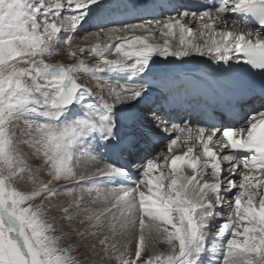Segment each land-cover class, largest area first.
<instances>
[{
    "label": "snow or ice",
    "instance_id": "snow-or-ice-1",
    "mask_svg": "<svg viewBox=\"0 0 264 264\" xmlns=\"http://www.w3.org/2000/svg\"><path fill=\"white\" fill-rule=\"evenodd\" d=\"M104 10L105 0H0V264H82L74 252L95 251L97 243L105 254L116 252L117 242L110 244L102 230L113 238L136 232L134 256L125 244L117 264H264V0L178 4L174 14L118 26L103 22ZM96 19L91 46L73 48V35L61 38ZM61 42L77 57L74 64L44 59ZM78 54L95 57L94 65ZM197 56L241 74L235 88L258 95L259 108L234 115L243 126L193 129L170 122L150 103L154 91L166 96L176 86L177 77L158 65ZM80 72L103 79L98 87L108 98L93 97L77 82ZM105 74H115L117 83ZM165 141L167 152L148 158ZM178 141L186 150L173 155ZM20 144L40 161L36 168ZM93 144L117 160L78 174L77 161ZM129 165H137V178ZM101 180L114 186L102 188ZM83 184L92 186L77 191ZM61 192L72 196L69 205L53 203ZM57 210L65 221L59 234L55 217L48 218ZM72 237L74 244L62 245ZM155 242L168 251L145 258Z\"/></svg>",
    "mask_w": 264,
    "mask_h": 264
},
{
    "label": "bare ground",
    "instance_id": "bare-ground-1",
    "mask_svg": "<svg viewBox=\"0 0 264 264\" xmlns=\"http://www.w3.org/2000/svg\"><path fill=\"white\" fill-rule=\"evenodd\" d=\"M105 2H106V0H105ZM165 4L166 5L186 4V5L191 6L192 8H196L202 4L211 5L210 3L207 2V0H202V1L201 0H168V2H165ZM163 5H164V3H163ZM169 9L170 8H164L162 6L161 0H124V1L115 0L112 2L105 3V10L100 14V16L103 17V22L107 23L108 26H118L119 22H125L126 21L129 23H135L137 20L151 19V18H153V16H155L157 19H160V18H162V14L163 15H166L169 13L174 14L173 9L171 11H169ZM181 10H183V9H181ZM89 22H90V24H87V23L84 24L77 31L84 30L87 32L89 30H94V29L99 30L98 27L94 26L95 24L101 22L99 19L90 20ZM192 26H193V28L198 27L195 24H193ZM84 27H86V28H84ZM109 58L111 59L114 57H109ZM195 58L196 57H192L189 59L194 60V62L198 66L197 69L193 70L192 72H187V73H181V72L177 73V72L171 71L172 74L175 77H177L176 86L168 89L166 91V96H161L159 91H154L151 94L150 103L158 111H160L162 114H164V111H166L167 113H170V116L167 115L168 120L169 121L171 120L170 122H175V123L180 124L182 126V124L180 123V121L183 119V118L181 119L182 113H180L178 121L174 120L176 118V116L178 115V111H176V108L173 107L174 105L171 106L168 104L167 97L172 96V95L174 97L176 94H178L182 91H189V92H192L191 95L194 97L193 100L195 101V104H196V105H193V107L191 106V108L192 109H198L197 107H202L203 105H205V106H208V111L211 113V114L210 113H201L199 115L198 119L194 120L190 124L193 129H196L198 127H207L210 125V121H214L216 118H217L216 122H217V124H219L218 127H220L221 125H225V126L235 125L236 127L243 126L240 124H236V121L234 118L230 121H228L226 119H221L222 116H220L218 113H216L214 111V108H215L214 105L217 104V102H219V105L224 107V109H226V110L229 109L231 106H234L236 109L240 110L239 113L250 114V112L253 108H259V106H260V100L257 97L258 95L254 94L252 92L242 94L240 91H238L235 88V83H236L238 76H236L232 72H224V71L220 70V69L226 68L227 66L213 64L207 58L198 57L200 59H196V60H195ZM158 67H162V66L158 65ZM121 75H123V74H121ZM112 77L117 78L115 74H113L110 78H112ZM151 79H152L153 86L158 88L159 80L156 78H151ZM136 82H139V81H136ZM183 95H185V93L181 94V96H183ZM214 101H217L214 105H211V106L208 105V103L213 104ZM199 102H201L200 105H202V106H198ZM189 104L190 103H183V102L179 103L180 106H186ZM237 104H239V105H237ZM245 105L251 106L250 110H248L247 112L243 111L244 108H246ZM138 107L143 108L144 105H140ZM123 114H124L123 117L131 115V113H123ZM197 147H199V146H197ZM166 148H167V142L165 141L162 144L154 145L155 150L153 152H155V155H157L158 151L160 152L161 150H164ZM181 149H184V151H185L186 147L183 145L182 141H178V146L174 147L172 154L173 155L179 154L177 152V150L181 151ZM92 151H94V150L91 149L90 152L87 151L86 153H88L89 156H87V154H86V155H84V156H86L85 158H81L78 160V162H77L78 169H76L78 174L84 175V173H87L86 176H88L90 173L94 172V170H93L94 166H93V168L92 167H86L85 166L86 164L84 163V162H89V163L92 162L93 164L97 165V163L94 162L95 159L97 158V156L94 157V154ZM217 151H220V149L217 148ZM182 152L183 151H181V153ZM197 152H199V151H197ZM197 152L195 153V155L201 154L200 152L199 153H197ZM227 153H228L227 150H225L222 154H227ZM97 154H101V156H102L101 160L99 159V161H102V162H100L101 164L102 163L105 164L106 162H108L110 160H117V156L114 153H112L108 150H105L102 147L99 148ZM149 157L154 158L155 156L151 155ZM201 159H203V156ZM117 162L120 164H124L122 159H119ZM135 166L137 167V165H135ZM94 169H96V168H94ZM130 170L132 173V178H137L138 176L136 175V173H134L132 171V168ZM187 170H189V169H185L186 174L191 175V172H189L190 170L189 171H187ZM208 171H210V170H208ZM208 175H210V177H212L211 171L208 173ZM236 179H239V177L237 176ZM98 183L102 188L114 186V185L106 184L102 180L99 181ZM84 194H86L84 196V203L88 204V201L91 197H89L86 192ZM93 195H95V193H93ZM55 213H52V214H55ZM79 226L83 227L81 225H79ZM102 231H104L105 234H108V236L110 235L109 237H112L110 233L106 232V230H102ZM131 232L132 231H130L129 233H127L124 236L129 235ZM124 236L117 235L114 238L112 237L111 240L113 242V240L115 239V241L117 242V246H118L124 242L123 241ZM69 243H70V241L68 242V244ZM62 245H65V244H62Z\"/></svg>",
    "mask_w": 264,
    "mask_h": 264
},
{
    "label": "rangeland",
    "instance_id": "rangeland-1",
    "mask_svg": "<svg viewBox=\"0 0 264 264\" xmlns=\"http://www.w3.org/2000/svg\"><path fill=\"white\" fill-rule=\"evenodd\" d=\"M112 1H115V0H106V2H112ZM119 1H124V0H119ZM64 14H69V13L65 12ZM138 22H140V20H137L135 23H138ZM87 24H90V22L87 23ZM84 28H86V27H84ZM97 31H99V30H95L94 29V30H89L87 32L84 31V30L75 31L74 34L73 33H62L61 34V38L63 37L64 34H70V35H73V42H72V47L73 48L89 47L92 44L96 43L95 38L92 37L90 34L93 33V32H97ZM67 53H68L67 46H65L61 42L59 44H56V46H55V54L52 55V56H45L44 59L48 63H62V64H65V65L74 64L76 62V60H77V57L69 56ZM78 58L83 60V61H85V63L88 64L89 67H92L94 65L95 61H96L95 57H93L91 55H88V54H85V55H79L78 54ZM196 59H200V58L196 57L195 60ZM76 76H77V82L79 84L84 85V86H86V87H88L89 89L92 90L93 97H98V96L103 95V96H105V98H108L107 92L106 91H101L100 88L98 87V84H102L103 83V79L98 81L97 79H94L91 76H89V75H87V74H85L83 72L77 73ZM104 78L105 79H109L110 83H113V84L117 83V78H113V77L110 78V77H108L107 74H105ZM249 108H250V106H246V108L243 111L247 112L249 110ZM121 115L123 117L124 114H121ZM17 127L19 129H24L25 128V126H24L22 121L18 123ZM21 138H22V134L18 132L17 139H21ZM218 138H219V136H218ZM19 148H20V151L27 158L28 163L33 168H36L37 165L40 163V161L35 159V158H33L31 156V149L25 144H20ZM91 149L94 150V151H92L93 154H94V157L97 156V158L94 161V162L97 163V165L93 164L92 162H90V163L89 162H84L86 164L85 166L86 167H92V168H93V166H94V168L103 167L104 163L101 164L100 162H102V161H99V159L101 160L102 156H101V154H97L99 149L96 148L95 144H93L92 148H89L87 151L90 152ZM163 151L166 153L167 152V148L164 149ZM181 151H184V149H181ZM181 151L177 150V152L179 154H181ZM158 153H159V151H158ZM197 153H199V152H197ZM86 154H87V156H89L88 153H85V154L81 155L79 159L85 158L86 156H84V155H86ZM152 155L156 157L155 152H153ZM199 155L202 158V154H199ZM148 158H150V157H148ZM160 161H163V157L159 158L158 162H160ZM123 162H125V161L123 160ZM94 168H93V170L95 171ZM129 168L130 169L132 168V171L134 173H136L137 176H139V173L136 171V166L135 165H129ZM76 169H78V167ZM189 170H187V171H189ZM225 170L227 171V166L225 167ZM189 172H191V170ZM209 172L210 171H208V173ZM86 174L87 173H84L85 176H86ZM40 178L46 180L47 176L44 175V174H41ZM206 179L209 182H212V177H210V175H207ZM238 181H239V179H237V182ZM63 183H64L63 181L60 182V184H63ZM17 186L21 190H31V187H32L31 184L27 183V182H18ZM53 186H57V185H53ZM90 186L88 184H83V185H76L75 187L77 188V191H78L79 188H81V187L88 188ZM85 195L86 194H84V196ZM93 196H95V195H93ZM90 199H92V197ZM38 200L39 199H37L36 201H33V203L34 204H38L40 202ZM71 200H72V196L71 195L67 194L66 192H61V193L58 194V196L53 201V203L67 206V205H69L71 203ZM52 213H55V214H52ZM52 217H55V220L53 222L55 223V226L57 228V234H59L61 226L65 224V221L61 219L62 213L59 210L48 213V218L51 219ZM77 226L80 227L79 224H77ZM81 226L84 227L85 225H81ZM64 229H65L64 231H67V228H64ZM215 229H216V225L213 224L211 226L212 235L209 237V242H208V247L209 248H211L212 240L215 237ZM111 239H112V237H109V243L110 244L112 242ZM123 239H124L123 240L124 242L117 246L118 250L116 252H113L110 249L109 252L107 254H105L102 251V246L97 243L95 251H91V250H87L86 251L83 247H80L79 248V252L78 253L74 252V255H78V258L81 260L82 264H117L116 260L114 259V256L118 255L120 251H125V248L123 247V245H125V244L127 245V249H126V254L127 255L134 256V254H135V245H136V232H135V230H133L129 235L124 236ZM69 241H70V243L74 244L75 238L74 237H72L71 239L65 238L64 240L61 241V243L67 245ZM167 251H168V246L166 244L155 242L154 246L149 248L143 255H144L145 258H147V256L151 255L153 252H167Z\"/></svg>",
    "mask_w": 264,
    "mask_h": 264
},
{
    "label": "water",
    "instance_id": "water-1",
    "mask_svg": "<svg viewBox=\"0 0 264 264\" xmlns=\"http://www.w3.org/2000/svg\"><path fill=\"white\" fill-rule=\"evenodd\" d=\"M187 62L192 66V67H196L194 62L190 61V60H187ZM186 62V63H187ZM184 64V62H181V61H174L173 63L171 64H163L165 66H169V67H178V66H182Z\"/></svg>",
    "mask_w": 264,
    "mask_h": 264
}]
</instances>
